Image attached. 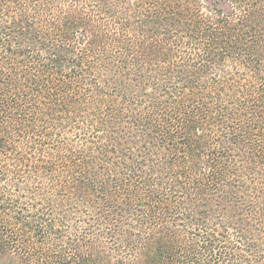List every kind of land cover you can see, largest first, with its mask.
Listing matches in <instances>:
<instances>
[{
    "label": "trees",
    "instance_id": "obj_1",
    "mask_svg": "<svg viewBox=\"0 0 264 264\" xmlns=\"http://www.w3.org/2000/svg\"><path fill=\"white\" fill-rule=\"evenodd\" d=\"M23 141L34 237L86 217L39 264H264V0H0V157Z\"/></svg>",
    "mask_w": 264,
    "mask_h": 264
},
{
    "label": "rangeland",
    "instance_id": "obj_2",
    "mask_svg": "<svg viewBox=\"0 0 264 264\" xmlns=\"http://www.w3.org/2000/svg\"><path fill=\"white\" fill-rule=\"evenodd\" d=\"M73 138V133L70 134ZM48 152V149H46ZM41 155L36 147L28 142H18L16 151L10 155L0 157V165L7 167L8 170L4 177L0 179V201L2 202L1 212L5 218H19L21 222H30L32 218L47 214L46 208L41 205L40 192L38 191L40 181L27 183L30 179V172L26 167H18V173L14 176L12 158H30L41 161L40 158H50ZM54 231L59 235H47L44 239H36L32 233L34 229L42 231L49 230L48 223H35L31 220L30 225L27 223L20 224L16 221L0 220V236L2 244L6 251L0 253V264H5L3 259L6 257L13 261V264H39L40 261L55 260L57 251L65 250L68 252L70 245L83 243V232L85 230L86 217L79 214L73 215L69 221H63L55 218ZM27 226V227H26ZM108 245L107 240L103 241ZM10 248V249H9ZM234 264L240 263L236 259Z\"/></svg>",
    "mask_w": 264,
    "mask_h": 264
}]
</instances>
